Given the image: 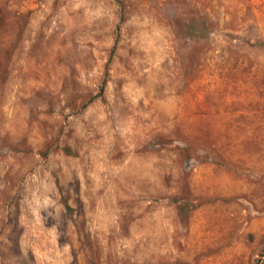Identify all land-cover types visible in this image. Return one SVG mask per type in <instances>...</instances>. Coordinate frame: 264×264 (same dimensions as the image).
Segmentation results:
<instances>
[{
	"label": "rangeland",
	"instance_id": "1",
	"mask_svg": "<svg viewBox=\"0 0 264 264\" xmlns=\"http://www.w3.org/2000/svg\"><path fill=\"white\" fill-rule=\"evenodd\" d=\"M0 264H264V0H0Z\"/></svg>",
	"mask_w": 264,
	"mask_h": 264
},
{
	"label": "bare ground",
	"instance_id": "2",
	"mask_svg": "<svg viewBox=\"0 0 264 264\" xmlns=\"http://www.w3.org/2000/svg\"><path fill=\"white\" fill-rule=\"evenodd\" d=\"M236 87H237V85H236ZM236 114H237V113H236ZM236 114H235V115H236ZM235 118H236V117H235ZM239 119H240V118H239ZM233 122H234V120H233ZM235 122H236V121H235Z\"/></svg>",
	"mask_w": 264,
	"mask_h": 264
},
{
	"label": "trees",
	"instance_id": "3",
	"mask_svg": "<svg viewBox=\"0 0 264 264\" xmlns=\"http://www.w3.org/2000/svg\"><path fill=\"white\" fill-rule=\"evenodd\" d=\"M103 88V84H102V86H101V89Z\"/></svg>",
	"mask_w": 264,
	"mask_h": 264
}]
</instances>
